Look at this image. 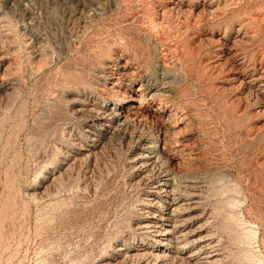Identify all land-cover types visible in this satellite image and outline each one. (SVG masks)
I'll use <instances>...</instances> for the list:
<instances>
[{
	"label": "rangeland",
	"instance_id": "obj_1",
	"mask_svg": "<svg viewBox=\"0 0 264 264\" xmlns=\"http://www.w3.org/2000/svg\"><path fill=\"white\" fill-rule=\"evenodd\" d=\"M0 264H264V0H0Z\"/></svg>",
	"mask_w": 264,
	"mask_h": 264
},
{
	"label": "bare ground",
	"instance_id": "obj_2",
	"mask_svg": "<svg viewBox=\"0 0 264 264\" xmlns=\"http://www.w3.org/2000/svg\"><path fill=\"white\" fill-rule=\"evenodd\" d=\"M159 189H160V188H159ZM162 190H163V189H162ZM162 190H161V191H162ZM164 191H165V190H164ZM162 193H163V192H162ZM156 226H157V225H156L155 223H150V224H148V226H147V231H148V232H154V229L156 228ZM168 233H169V232L165 233V235L168 234ZM160 234H161V233H160ZM165 235H164V236H165Z\"/></svg>",
	"mask_w": 264,
	"mask_h": 264
}]
</instances>
